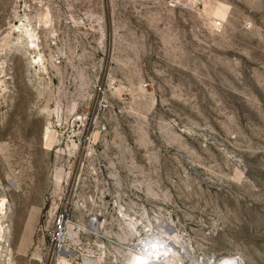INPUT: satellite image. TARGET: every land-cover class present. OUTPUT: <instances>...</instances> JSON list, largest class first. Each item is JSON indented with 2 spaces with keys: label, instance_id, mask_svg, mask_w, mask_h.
Segmentation results:
<instances>
[{
  "label": "rangeland",
  "instance_id": "374dc122",
  "mask_svg": "<svg viewBox=\"0 0 264 264\" xmlns=\"http://www.w3.org/2000/svg\"><path fill=\"white\" fill-rule=\"evenodd\" d=\"M63 208L100 223L78 264L159 222L264 264V0H0V264H43Z\"/></svg>",
  "mask_w": 264,
  "mask_h": 264
},
{
  "label": "bare ground",
  "instance_id": "6f19581e",
  "mask_svg": "<svg viewBox=\"0 0 264 264\" xmlns=\"http://www.w3.org/2000/svg\"><path fill=\"white\" fill-rule=\"evenodd\" d=\"M29 46L30 45L28 44V47ZM86 223H82L84 227H85L84 224ZM89 226H91L92 229L93 228L96 229L95 231L96 234L100 232L99 231L100 223L91 221L89 222ZM157 226H158L156 230L157 232L155 231L152 232L151 229H146V228L140 229L137 227L135 229V231L140 236H144V238L137 239L138 244L134 243L135 245L140 246L139 252H134L133 248L131 249V251H129L130 256L134 255V261L138 256H139L138 257L139 259L137 260V262H134L131 259L129 263L131 264H182V260L184 258H188L193 261L196 260L191 254V252L189 251V249L187 248V246L184 244V242L180 240L178 236H175L174 234H172L173 232H171L168 225H166L163 222H159ZM72 227L76 229L75 225H73L72 223H68L67 232L72 237V244H73L74 233L71 231ZM143 233L145 235H143ZM151 235H152V238H151ZM133 238H136V237H133ZM175 243H179V245L181 246V250L178 248L177 249L175 248ZM117 245L121 246L120 240ZM130 245L132 246V244ZM65 249L68 251L72 250L71 246H68V247L66 246ZM88 257H91V256L88 255ZM86 259L89 263H91V261L88 258ZM59 261L63 262L64 264H69V260L66 259L63 255L59 257ZM201 263L206 264L204 261H201ZM214 264H244V262L237 255H231V256L229 255V256H224L214 261Z\"/></svg>",
  "mask_w": 264,
  "mask_h": 264
},
{
  "label": "built area",
  "instance_id": "2783aa9c",
  "mask_svg": "<svg viewBox=\"0 0 264 264\" xmlns=\"http://www.w3.org/2000/svg\"><path fill=\"white\" fill-rule=\"evenodd\" d=\"M126 212H129V211H126ZM129 214H134L132 215L133 217H140L141 218V214L139 213H132V212H129ZM126 215V214H125ZM124 211L122 209L119 210V212L117 213V218H118V221L120 222H124ZM68 223H72L71 221V217H70V214L67 210V208H63V209H60L56 218H55V221L53 222V225L51 227V230L48 232V235H47V240H48V243H47V248H46V252H45V255H44V263L43 264H64L63 262L59 261V257L60 256H64L66 259L69 260V264H78V262L76 260H73V256H72V250L71 251H68L65 249V247L69 246L68 245V241H71L72 237L68 234L67 232V225ZM76 224V223H75ZM76 229H75V237L74 238H80V236L82 234H87L89 236H96L97 238V235L95 233L96 229H92L91 226L89 227H84L83 225H78L76 224ZM172 231H174V228H172ZM139 234H136V241L137 239H142L144 238V236H140L138 237ZM145 235V234H143ZM148 236V235H147ZM100 237H103L100 235ZM109 237V238H108ZM99 238V236H98ZM105 240V244H106V248H111V249H114L117 253V256H114L113 255V261L110 260L109 262H99L98 264H108V263H111V264H121L119 262V259H120V251H123V249H121L122 247L125 248V245H121L120 248L119 247H116L117 244H118V238L116 236V233L115 234H112V235H108L106 238L103 237ZM151 238H152V235H151ZM72 242V241H71ZM97 250H99V248H97ZM139 246H135L133 248V251L134 252H139ZM99 251L97 252L96 251V254H98ZM116 255V254H115ZM196 257L195 261H187L188 264H202L201 261H202V258H203V261L206 263V264H212V260L214 259V256L211 257V259H208V256H204V255H198L196 254ZM116 257V258H115ZM92 264H96L95 263V259L93 260V263Z\"/></svg>",
  "mask_w": 264,
  "mask_h": 264
}]
</instances>
